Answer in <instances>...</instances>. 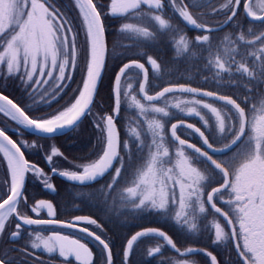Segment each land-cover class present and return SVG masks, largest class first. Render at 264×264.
Returning a JSON list of instances; mask_svg holds the SVG:
<instances>
[{
  "label": "snow or ice",
  "instance_id": "1",
  "mask_svg": "<svg viewBox=\"0 0 264 264\" xmlns=\"http://www.w3.org/2000/svg\"><path fill=\"white\" fill-rule=\"evenodd\" d=\"M193 7H196L195 0H189ZM252 0H248L244 4L245 13L254 20L264 24V9L262 14H258L251 6ZM82 17V26L86 41L88 44V59L86 60V78L82 81V90L79 96L71 106L63 111H59L50 118L37 117L31 118L24 108L15 103L3 92H0V113H5L17 124L22 125L35 132L44 134L46 137L63 134L65 130L76 127L82 117L91 113V105L93 103L94 94L97 88V82L101 75V69L104 66V58L107 52V44L105 40V29L101 12L97 8V4L93 0H76ZM241 0H229L225 7H229L231 14L227 20L231 21L237 15L236 9L240 6ZM141 5H147L150 13L152 10L163 11V0H112L111 14L124 15L141 9ZM186 8V6H185ZM182 18L193 26H197L196 20L185 9L179 10ZM150 18L158 23L160 28H170L169 23L161 15H150ZM197 27L204 28L203 25ZM212 31V29H204ZM122 32H130L144 37H150L153 33L148 28H140L132 24H124ZM251 31V29H249ZM209 36L204 35L197 37L198 43H206ZM239 39L244 41L245 45L259 42L261 47L256 52L247 53L254 58L255 64L249 67L248 63L237 61L234 50L227 52L226 60L221 59L223 53H210L215 55L214 66L217 75L220 73H232L248 78L249 83L254 85L253 88H246L248 92L255 91V85L264 88V32L255 36V40L247 41L241 34ZM181 47L186 51L187 43L184 38L180 40ZM241 60H244L245 54L238 53ZM77 33L73 31V25L59 13L54 7L40 2V0H0V66L7 70V74L12 75L20 73L24 70L27 81L33 82L35 85L41 83L49 85L44 91L41 99L48 96L49 91L53 93V98L63 91V87L67 84L65 80H71V75L65 76L66 70L77 67ZM59 61V63H58ZM149 65L157 72L160 65L152 57H148ZM40 78L47 75V79H36L33 76L37 74ZM259 67V73L257 72ZM49 69L45 73V69ZM138 69L143 74L144 83L139 86V91L144 95L147 102L160 100L166 94L175 91L188 92L198 94L205 97H211L215 100L223 102L232 109L231 114L224 113L227 116V123L220 111L211 104L202 103L201 101H191L186 103H194L206 110L213 116L215 129L220 139L228 140L222 148H216L205 133L200 128L191 124H172L170 136L174 143L180 145L174 154H170L169 149L164 146L163 125L159 120H149L148 128L152 133L153 139L150 148L155 151L149 152L147 163L142 170L136 175L134 186L127 188L125 191L132 198L133 207L140 211H156L166 215H170V208L179 206L180 211L175 212V221L181 227H186L188 231L196 232L199 230L197 223V214H204L210 208L214 214L223 219L228 231H224L221 224L213 222V244L230 240L240 259L241 264H264V99L261 100V107H257L250 103L248 96H239L233 99L231 96H220L213 92H204L196 88L185 87L183 85L177 87H165L155 96L147 95L144 92V85L148 80V69L145 65L138 61H131L123 65L120 72L115 77L114 82V109L111 115H105L99 123L94 126L98 131L102 132V155L91 164L82 167V171H64L59 173L68 180L85 184L97 180L102 177L113 165L118 162L120 167L115 168V175L112 182L107 185L108 189H112L116 184L117 178L121 175L124 168L125 159L119 154L121 146L127 150L126 155L132 152L127 142L121 145L119 140V132L115 127V117L119 115L121 105V77L125 75L126 70ZM58 75L53 76V72ZM23 78V77H22ZM235 84V81H233ZM129 89L132 88L128 84ZM124 95H128L127 92ZM264 96V93H261ZM237 100H240L238 103ZM50 102V101H48ZM131 104L135 106L141 115L148 112L162 114L168 116V112L163 107H145L136 97L131 96ZM248 105L246 108L242 106ZM180 109L179 103L174 105ZM186 111L188 115L199 117L208 129V121L205 120L196 107L181 109ZM233 117L235 118L233 120ZM191 129L199 135L205 147L211 150L202 151L194 144H188L187 141L180 139L176 135L177 127ZM131 133L135 134L136 144L143 146L139 141L140 133L136 128L131 129ZM237 151L233 156L223 158L224 154L233 147ZM242 146V147H241ZM188 147L195 154L197 161L207 165L204 172L194 166V163L185 155L183 148ZM0 153L6 158L7 166L10 172V185L6 193V199L0 202V235L3 234L6 221L11 215H15L20 223L15 225V231L10 233L12 239H19L21 235L22 225H59L61 227L77 228L86 236L92 237L99 242L106 252V264H113V254L108 243L90 232L88 228H80L79 224L85 222L96 225L97 221L90 217L77 216L70 223L50 219H33L24 215H20L16 211V205L27 202L24 195V183L26 174L32 172L34 175L45 176L43 169L38 168L35 164H31L24 157V152L15 140H13L0 127ZM217 153L221 154V159H214ZM59 154V149L53 147L52 154L46 156V160L51 163L53 156ZM173 155L175 159H173ZM171 165V167H166ZM53 174L56 169H52ZM207 173V174H205ZM214 174H218L222 183L218 187H211L210 191L205 193L211 183L214 182ZM44 187L55 192V187L51 183H47L46 179ZM227 193L228 199H224ZM216 201H221L227 206V211L218 207ZM39 209H43L50 217L55 216L54 205L50 201L40 200L37 205L32 208L33 213H37ZM231 213V215H230ZM235 221V223L233 222ZM157 236L166 241L172 248H176V244L167 233L149 228L144 231L136 232L127 241L124 251L125 261L131 253L134 242L145 236ZM36 241L33 248H39L41 245L51 253L59 251L62 257H74L81 264H92V251L86 244L80 240H69L66 236L58 233L42 238L39 233L36 234ZM179 251V249H177ZM197 251L192 248L185 250L186 253ZM161 253V247L152 248L149 256ZM210 258V264H219L215 255L211 252H205ZM12 264L7 257L0 259V264ZM184 264H187L185 261Z\"/></svg>",
  "mask_w": 264,
  "mask_h": 264
},
{
  "label": "flooded vegetation",
  "instance_id": "2",
  "mask_svg": "<svg viewBox=\"0 0 264 264\" xmlns=\"http://www.w3.org/2000/svg\"><path fill=\"white\" fill-rule=\"evenodd\" d=\"M196 1L197 6L195 7V10L199 11L205 3L203 0ZM208 1L209 3H213L215 0ZM246 2L247 0L241 1L237 15L241 14L248 19V15L244 11V4ZM185 6L186 5L181 1L178 4V9H183ZM251 6L258 14H262L261 10L264 9V0H252ZM186 7L190 10L188 6ZM230 13L231 11L229 10L226 17ZM194 18L197 22V26L205 23L200 19L199 15L195 14ZM258 22L261 23L260 21ZM194 30V32L197 33L205 32L200 30L199 27H196ZM217 32L218 31L212 33ZM261 32H264V24H262L260 33ZM143 63L146 65L149 75L146 83V92L148 94H154L158 92L161 87L159 85L156 86L153 83L149 72V65L146 62ZM128 72L129 70H127L125 75L122 77L121 86L122 83L126 82L125 80L128 79L124 78ZM257 72L259 73V67H257ZM225 82H231V80ZM241 82H249V80L246 78L244 80L242 79ZM246 88H249V85L244 87V91L246 92L244 93L245 96H248L250 98V103H255V106L259 110L261 107V100L264 99V96L261 95V93H264V88L257 85V89H255L254 92H248L246 91ZM137 92L138 94H136V96L141 100L142 98L139 91ZM228 95L237 99L230 94ZM200 99L205 100L204 98ZM212 102L214 103L215 101ZM237 102L239 103L240 101L237 100ZM215 103H218L220 105L219 107L230 108L224 103ZM242 106L245 107L247 111L248 105L242 104ZM120 113L115 117V123L119 132V140L121 145H123L124 142H127L129 147L132 148V152L126 155V149L122 146L119 149L120 156L125 159V165L121 170L120 177L117 178V182L113 185L112 189H108L106 186L112 182V178L115 175V168L120 167L118 162H115L112 168L102 177L86 184H78L68 181L59 174L64 171L80 172L82 171L83 166L94 163L99 156L102 155V149L104 147L101 142L103 138L102 132L99 131L100 133L95 135L93 133L94 129L87 127L79 129L78 132L75 133L77 135H75L73 133V130L75 129L74 127L71 131L64 135L65 137L63 139L51 137V141L47 143L40 141V136H35L29 132L24 135V132L18 128L7 129L0 125V127L4 128L7 134L20 145L21 150L24 152L25 159H27L31 164H35L38 168L43 169L45 174V176L40 177L34 175L32 172L26 174L23 192L27 197V202L25 203L22 201L17 204L16 211L20 215L31 217L33 219L54 218L65 223H70L77 216H85L95 219L100 227L85 222H81L79 227L88 228L90 232H95L96 235L100 236L101 239L108 243L113 254V264H151L148 259V251H150V237L152 235L141 237L134 242L133 248L127 257V260L125 261L124 258L127 241L136 232L145 228H158L165 231L172 238L179 249V251H177L170 247L171 251L182 256L181 250L184 247H182L178 241L183 238V235L180 234L181 232L179 230L181 226L177 224L176 221H169L166 214L156 211H140L134 208L132 198L125 191L127 188L134 186L136 175L139 171H141L140 168H143V166L147 163L150 150L155 151V149L150 148L153 139L152 133L145 128H136L137 132L140 133L139 141L143 146L136 144L135 134L131 133V129L133 127H127L124 125L125 122L124 119L121 118ZM129 115H131V113H129ZM1 119L6 120L5 118ZM172 123L173 121L169 126H163L162 133L164 136V146L169 149L170 154H174L176 149L180 147L178 143H174L171 139L170 128ZM194 123L200 127V129L205 133V136L208 137L209 143H212L214 147L222 148L223 145L228 142V140L220 139L218 137L215 129L214 118L210 113H208V129H210V131L206 130L202 122L195 121ZM176 133L179 137L185 138L194 143L201 150L208 151L197 133H193L182 127H177ZM53 147L59 149V154L54 155L52 162L49 163L46 160V156L52 154ZM236 149L237 148L225 153L223 158L231 157L232 153ZM183 151H185V148H183ZM185 152H188V154L192 156L194 166L204 172L207 165L203 162L197 161V158L192 150L186 149ZM209 154L211 155L212 153L209 152ZM213 158L221 159L222 157L221 154H215ZM173 159H175L174 155ZM166 167H171V165H166ZM53 168L56 169L57 174H53ZM216 176L217 175L214 174V180ZM45 179L47 183L53 184L55 192H50L44 187ZM10 180L11 177L6 158L3 156V153H0V202L7 198L6 193L10 185ZM220 183H222L221 178L219 180V184ZM40 200L50 201L54 205V217H50L43 209H39L35 214L33 213L32 208H34ZM216 203L218 207L223 208L225 211L228 210L226 205L221 201H216ZM208 214L213 220V211L210 208ZM218 218L220 217L218 216ZM220 220L223 223H219L227 229L223 219L220 218ZM233 222L235 223V221ZM17 223H20V221L17 220L15 215L8 217L4 232L0 235V259L7 257L8 260L16 263L27 261L32 264H81V262L77 261L74 257H62L58 250L49 253L42 245L39 248L32 247L34 242L39 243V241H36L37 233H39L42 238H47L53 235V233H58L61 236L68 237L69 240L76 239L80 240L81 243L86 244L92 251V264H103V262L106 264V252L99 242L90 236H86L83 232L78 231L77 228L61 227L59 225H22L20 238L14 240L11 238L10 233L16 230L15 225ZM212 224V222L208 221L203 225H198L202 226L203 230L205 229V231H208L210 233L209 235L213 238ZM195 238H197V241L194 242L195 245L193 247L198 248V252L192 256H182L185 259L177 260L176 264H184L183 262L185 261L187 264H210V258L205 255V252H211L215 255L219 264H229V259L233 257L232 254L234 253L237 255L230 240L227 243H224L223 247H221V244L215 246L214 244L208 243V241L202 244L199 242V239L201 238L199 230L196 232ZM163 241L167 244L165 240ZM196 257H198V259Z\"/></svg>",
  "mask_w": 264,
  "mask_h": 264
},
{
  "label": "trees",
  "instance_id": "3",
  "mask_svg": "<svg viewBox=\"0 0 264 264\" xmlns=\"http://www.w3.org/2000/svg\"><path fill=\"white\" fill-rule=\"evenodd\" d=\"M181 1L194 13L199 15V17L203 19L202 21L207 22L208 24H217L218 22H220L221 19H223V17L227 15L228 10L230 9L229 7H225V5L229 3V0H215L213 3H209L207 1V6L205 7V9H200L199 11L195 10V7L192 6V3H190L189 0H163L164 8L162 12L159 10H152L150 13L147 5H141V9L135 12H130L124 15H112L110 11L112 0H93V2L97 4V8L98 10H100L101 17L103 19L108 48L107 63L101 86L99 88L95 102L91 108V113H89L86 118H84L75 127V129L73 130L74 134L78 132L79 129L87 127L93 128V133L95 135H98L100 133L94 125L96 123H99L101 118H103L105 114L113 113V79L118 68L123 63L129 60H141L149 65L148 57H152L153 59H155L160 65L159 70L157 72H154L153 68L149 65L151 80L154 84L157 82L158 78H161L160 80H162L163 78H168L170 82H185L204 88H206L207 82H213L212 78L215 77L213 76V73L214 75L217 74L213 59V54L217 50L212 46V44L214 45V42L210 39L206 44L207 49H209L211 46V48L213 49V54H204L202 53V45L194 40L197 35L195 34V37L192 39L189 47L190 51L195 52V56L193 57V59H190V62L188 61L185 65L183 62V68L180 67V71L176 66L174 67L173 71L172 66L180 64L179 60L183 59L182 54L175 53V56H172L174 53L171 55V52H167L170 51L169 49L171 47H173V37L168 35L163 36L164 30L159 27L157 22L150 18V15H161L162 17H165L167 19L169 18L172 21V28L175 27V29H177L176 31H178L179 29L182 33L194 32L195 30L187 28V26L182 21H180L178 4ZM40 2H46V4H53L58 6L59 13L62 14L70 24L73 25V31L77 33L78 55L77 67L71 69L70 71L66 70L65 72L66 77L68 75H71V80H65L64 83H66L67 86L63 87V91H59V94L56 95L55 98H53V93L49 91L48 96H46L44 99H41L44 91L48 89L49 85L52 83L51 80H49V85H45L43 83H41L40 85H35L31 81H27V77L26 75H24L23 69H21L20 73L12 75L7 74L6 69H3L0 72V91L13 99L17 104L21 106V108H24L25 112H27L33 119L37 117L50 118L51 115H55L59 111L65 110L75 102V99L79 96V91L82 90V81L86 78L85 63L89 58L88 44L86 41L84 28L82 26V17L80 15L79 7L76 4V0H41ZM196 2L197 1L195 0V3ZM139 18L148 20L150 24L149 26L152 27L153 31H155V33L153 34L154 36L150 37V40L149 38H143L144 36H140L138 34L121 31L124 24L135 25V22ZM177 20H179L180 23H177ZM144 24H146L147 26L148 23L145 22ZM261 28L262 23L249 20L245 16L238 14L231 22L230 27L226 33L227 35L225 38V42L229 45V48L226 47V49L224 50L223 59L226 60L227 52L229 50H234L233 55H235L237 61H246L249 67H253V65L255 64L254 58L250 55H247V53L258 51V49L261 47V44L259 42H256L254 44L245 45L244 41H241L239 37L241 34H243L245 40L253 41L255 40V36L260 34ZM249 29H251V31H249ZM238 53L245 54L244 60H241V56ZM178 55H181V57L178 58ZM171 61L175 62L171 64ZM169 66H171V68L167 70L166 68ZM48 70L49 69L46 68L45 73H47ZM187 70H190V72L192 73H184ZM38 72L39 68L37 69V74L33 76V81H35L36 79H47V75H45V77L43 78H40ZM155 73H157L158 75L156 76ZM131 74H133V76L131 77L135 81L132 82V90L137 93L140 74L138 70L131 69L124 78L126 79L128 75ZM220 74L223 75V77L219 78L220 81L218 82L231 80V82L233 83V81H235V84L230 86L233 88H230V90L228 89V93L236 98L239 96H245L244 93L246 92L244 91V87L246 85H249V88H253L254 86L249 82L241 83L242 79L244 80L246 79V77L235 75L232 73ZM56 75H58V73L54 71L53 76L55 77ZM236 82H240V84ZM257 85H255V89H257ZM170 96L186 95L173 94ZM168 110L169 116L162 117L166 121V126H168L169 123L175 120L185 119L191 122H195L198 119L195 115H188L186 111H181L179 109H175L174 107H170L168 108ZM120 112L124 114V111ZM129 116L130 115H128V117ZM1 118H5L6 120H3ZM0 125L7 129L18 128L19 130L24 132V135L27 134L25 128L17 124L16 121H13L5 113H0ZM64 137V135H61L57 136L56 138L63 139ZM39 140L48 143L51 141V138L40 137ZM216 175V180H214L215 182H213V185L219 183V176L218 174ZM213 217L216 220L219 219L217 214L214 213ZM150 238V250L157 246L161 247L160 254H156L153 256L148 255V259L151 264H176L177 260L185 259L182 256L172 252L169 246L165 244V242L160 237L152 235ZM11 262L12 264H32L31 262L27 261L19 263H16L14 261Z\"/></svg>",
  "mask_w": 264,
  "mask_h": 264
},
{
  "label": "rangeland",
  "instance_id": "4",
  "mask_svg": "<svg viewBox=\"0 0 264 264\" xmlns=\"http://www.w3.org/2000/svg\"><path fill=\"white\" fill-rule=\"evenodd\" d=\"M41 1V0H40ZM207 1L208 0H206V1H204L203 0V2L205 3L204 4V6H202V10L203 9H205V7L207 6L206 5V3H207ZM209 2V1H208ZM44 3H46V2H44ZM47 5H50V4H47ZM50 6H52V7H54V9H56V10H59V8H58V6H56V5H53V4H51ZM230 10V9H229ZM228 10V11H229ZM194 14H196V13H194ZM197 15V14H196ZM226 17V16H225ZM225 17H223V19H221V21H223L224 19H225ZM168 23H169V25L171 26L170 28H161V29H163L164 31H163V36H172L173 38V47H171L169 50L170 51H167V52H171V55L172 56H175V53L176 54H182V58L183 59H180V60H182V61H180L178 58L179 57H181V55H178V60H179V65L178 64H176V65H174V66H172V70L174 71V67L176 66V67H178L179 68V71H180V67H182V63L184 62V65L189 61L190 62V59H193V57L195 56V52L194 51H190V49H189V47H190V43H191V41H192V39L195 37V34L197 33H195V32H192V33H189V32H181L179 29H178V31H176L177 29H175V27H173L172 28V21L168 18H165V17H163ZM180 18V17H179ZM201 20H203L202 18H200ZM145 20V21H144ZM138 19L136 22H135V26H138V27H140V28H148L149 29V32H151V33H155V31H153L152 30V27H150L149 25V22H148V20H146V19ZM180 21H181V18H180ZM180 21L179 20H177V23H180ZM220 21V22H221ZM145 22H147L148 24H147V26H146V24H144ZM220 22H218L217 24H219ZM158 24V23H157ZM229 27H230V25L228 26V27H226L225 29H223V30H221V31H219L218 33H197V35H196V37H202V36H204V35H208L209 36V38L214 42V45L212 44V46H213V48H216L217 50L215 51V53H218V52H220V53H224V50L226 49V47H228L229 48V45L228 44H226V33H227V31H228V29H229ZM171 28H172V30H171ZM176 31V32H175ZM194 34V35H193ZM140 36H142V35H140ZM154 35H152V36H150V37H153ZM150 37H143V38H149V40H150ZM181 37H183L184 38V40H185V42L187 43V50L185 51L182 47H181V45H180V40H181ZM196 37H195V39L194 40H196V42H197V39H196ZM164 38H167V37H164ZM209 39V40H210ZM208 42H206V43H199L200 45H202V47H203V52L202 53H207L208 55H211L210 53H213V49L211 48V46H210V48L209 49H207V47H206V44H207ZM230 44V43H229ZM204 45V46H203ZM200 51H202V50H200ZM214 53V54H215ZM206 54V55H207ZM223 57H224V55L222 54L221 55V59H223ZM173 58H175V57H173ZM213 59H214V61H215V55H213ZM175 61H171V64H173ZM171 66H169V67H167L166 69L167 70H169L170 68H171ZM215 67V66H214ZM38 68H39V66H38ZM183 68V67H182ZM3 69H6L5 67H3V66H0V72L3 70ZM192 73V72H190V70H187V71H185L184 73ZM155 75L157 76L158 74L157 73H155ZM131 76H133V74H131V75H128V79L127 80H125L126 82H123L122 83V86H121V105H120V111H124V114H122V113H120V115H121V118H123L124 119V122H125V126H127V127H133V128H140V129H147V130H149V128H148V121L149 120H152V119H155V120H159L160 121V123L163 125V126H166V121H165V119L164 118H162V117H168L169 116V110H168V108H170V107H174L175 109H178V108H176L174 105H176L177 103H179L180 104V106H181V108L179 109V110H181V109H186V108H191V107H196L197 108V111H199L200 112V114H201V116L205 119V120H207L208 121V110H206V109H204V108H202V107H200V106H198V105H196V104H194V103H186V102H191V101H201L202 103H207V104H211L212 106H214L216 109H218L219 111H220V113H221V115L222 116H224V113H228V114H231V111H230V109H228V108H222V107H219L220 105L218 104V103H213L212 101V103L211 102H208L207 100H202V99H199V98H196V97H191V96H167V97H164L163 99H161V100H159V102H157V103H152V104H146V103H144L143 101H141L137 96H136V92L135 91H133L132 90V88L131 89H129L128 87H127V85L128 84H131L132 85V82H134V80L132 79V77ZM213 76H215V77H213L212 78V80H214L213 82H207V85H206V88H208L209 90H212V91H216V92H218V93H223L224 95H228L229 93H228V91L230 90V88H233V87H230V86H232V85H234L232 82H218V81H220V79L219 78H222L223 77V75H221V74H219V75H214V73H213ZM161 78H158L157 79V82L155 83V85L157 86V85H159L160 87H163V86H166V85H168V84H171V83H177V82H170V80L168 79V78H166V79H162V80H160ZM130 81V82H129ZM236 83H238V84H240V82H236ZM242 83V82H241ZM159 87V88H160ZM138 88H139V86L137 87V91H138ZM153 89V88H152ZM229 89V90H228ZM125 92H127L128 93V95L126 96V95H124V93ZM135 96L136 97V99L137 100H139L141 103H143V104H145V107L147 108V107H150V106H155V107H163V108H165L166 109V111L168 112V116H163L162 114H157V113H152V112H148V113H146L145 115H141L140 113H139V110L135 107V106H133L132 104H131V96ZM214 104V105H213ZM251 104H253V105H255V103H251ZM218 105V106H217ZM260 109V108H259ZM129 113H131V115L128 117V115H129ZM151 114H152V116H151ZM105 116V115H104ZM145 116H147V117H145ZM150 116H151V118H150ZM197 117V116H196ZM198 119H197V121H200V122H202V124H203V121L199 118V117H197ZM224 119H225V121H226V123H227V116H224ZM233 120H234V118H233ZM169 125V124H168ZM208 128H209V123H208V126H207ZM150 131V130H149ZM141 137V136H140ZM216 140H219V139H216ZM242 147V146H241ZM237 151V149L232 153V155L231 156H233L234 155V153ZM184 153H185V155L186 156H188L189 158H190V160H192V156L191 155H189V154H187L185 151H184ZM225 158H227V157H225ZM141 170H142V168H140ZM216 180V179H215ZM215 182V181H214ZM212 185H210L208 188H206V190H205V193L208 191V190H210L211 189V187L213 186V183H211ZM229 197H228V195H227V193H225L224 194V199L226 200V199H228ZM227 207V206H226ZM178 211H180V209H179V206L178 205H176L175 207H173V208H170V215H166L167 216V218L169 219V221L170 220H172V221H174L175 222V212H178ZM209 209H208V211L206 212V213H204V214H197V223L200 225V224H204V223H206V222H208V221H210V222H221V223H223L222 221H220V219H218V220H216L215 218H213V220H212V218H211V216H209ZM221 226H222V228L224 229V231H228L226 228H225V226H223L222 224H221ZM199 233H200V235H201V238L199 239V242L200 243H202V244H204V243H206L207 241H208V243H210V244H213L212 243V240L214 239V237L212 238L209 234V232L208 231H205V229L203 230V228H202V226H199ZM179 230H180V234L181 235H183V238H181V240H178L179 242H180V244H181V246L182 247H184V248H190V247H193L194 245H195V243L194 242H196L197 241V238H195V234H196V232H191V231H188L187 229H186V227H180L179 228ZM212 234H213V232H212ZM205 237H204V236ZM214 236V235H213ZM203 237V238H202ZM229 240H226V241H222V242H220V243H218V244H221L222 246L221 247H223V244L224 243H227ZM218 244H214L215 246H218ZM231 244H232V242H231ZM234 248V247H233ZM232 256L233 257H231V259H229L230 260V262H228L229 264H241V262H240V259H239V257L237 256V255H235L234 253L232 254ZM194 258V257H193ZM197 259H198V257H196ZM200 258V257H199ZM200 260V259H199ZM181 262V261H180ZM184 263V262H183ZM103 264H105V262H103Z\"/></svg>",
  "mask_w": 264,
  "mask_h": 264
},
{
  "label": "water",
  "instance_id": "5",
  "mask_svg": "<svg viewBox=\"0 0 264 264\" xmlns=\"http://www.w3.org/2000/svg\"><path fill=\"white\" fill-rule=\"evenodd\" d=\"M248 2V1H247ZM186 11H188L187 9H185ZM238 10V8L236 9V11ZM189 12V11H188ZM190 13V12H189ZM193 17V16H192ZM234 18V17H233ZM194 19V18H193ZM183 21L185 22V24L187 25V26H189V27H191V28H196L197 26H193V25H191L190 23H188L187 21H185L184 19H183ZM232 21V20H231ZM231 21H228L227 19L223 22V23H221V24H219V25H215V26H211V25H206V24H200V25H203L204 26V28H201V27H199V29L200 30H202V31H206V30H204V29H212V31H219V30H222V29H224L226 26H228L229 25V23L231 22ZM256 21H258V20H256ZM197 24V23H196ZM199 26V25H198ZM212 31H210V32H212ZM105 40H106V36H105ZM107 44V43H106ZM106 58H107V52H106V55H105V58H104V66H103V68L101 69V75H100V77H99V80H98V82H97V88H96V91H95V94H94V98H93V103H94V101H95V98H96V95H97V92H98V89H99V87H100V84H101V81H102V78H103V74H104V71H105V66H106ZM135 61H137V60H135ZM129 62H131V61H129ZM129 62H127V63H129ZM139 63H142V62H140V61H138ZM126 64V63H125ZM143 64V63H142ZM123 67V66H122ZM121 67V68H122ZM120 68V69H121ZM145 68H146V66H145ZM120 69H119V71H118V73H117V75L119 74V72H120ZM127 71V70H126ZM142 74V73H141ZM122 78V77H121ZM114 82H115V80H114ZM141 83H144V79H143V74H142V81H141ZM181 85H183V86H185V87H192V88H196V89H199V90H201V91H204V92H209V90H207V89H202V88H198V87H195V86H192V85H190V84H173V85H168V86H165V87H179V86H181ZM145 87H146V84L144 85V92L146 93V91H145ZM164 87V88H165ZM164 88H162L160 91H158L157 93H159V92H161ZM175 92H179V93H185V94H190V95H194V96H198V97H202V98H208V99H212V100H215V99H213V98H211V97H205V96H201V95H198V94H192V93H188V92H181V91H175ZM210 92H212V91H210ZM113 93H114V83H113ZM157 93H155V94H147V95H151V96H155ZM173 93V92H172ZM213 93H215V92H213ZM217 95H220V96H225V95H221V94H218V93H216ZM5 95V94H4ZM140 95H141V97L146 101V99H145V97H144V95L140 92ZM11 99V98H10ZM156 101H158V100H156ZM215 101H218V100H215ZM152 102H155V101H152ZM219 102H221V101H219ZM93 103H92V105H93ZM92 105H91V107H92ZM85 117V116H84ZM84 117H82V119L84 118ZM81 119V120H82ZM80 120V121H81ZM181 123H183V124H191V125H195V124H192V123H190V122H188V121H185V120H179V121H176V122H174L173 124H177V125H179V124H181ZM196 127H198L197 125H195ZM115 127H116V129H117V125H116V123H115ZM179 127V126H178ZM26 128V127H25ZM199 128V127H198ZM27 130H29V132L30 133H32V134H34V135H37V136H42V137H46L44 134H41V133H38V132H35V131H33V130H31V129H28V128H26ZM71 130V129H70ZM70 130H65V132L63 133V134H65V133H67V132H69ZM118 130V129H117ZM170 131H171V128H170ZM58 135H61V134H58ZM177 135V134H176ZM55 136H57V135H55ZM178 136V135H177ZM179 137V136H178ZM180 138V137H179ZM180 139H182V138H180ZM182 140H185V139H182ZM185 141H187V140H185ZM188 142V144H193V143H191V142H189V141H187ZM235 148V146L233 147V149ZM209 150V149H208ZM229 151H231V150H229ZM228 151V152H229ZM209 152H211V150H209ZM217 154H220V153H217ZM115 163V162H114ZM114 163H113V165H114ZM112 165V166H113ZM112 168V167H111ZM110 168V169H111ZM109 169V170H110ZM108 170V171H109ZM107 171V172H108ZM63 178H65L66 180H68L66 177H64V176H62ZM100 178V177H99ZM25 179H26V177H25ZM68 181H70V180H68ZM71 182H73V181H71ZM91 182H93V181H91ZM74 183H78V182H74ZM88 183H90V182H88ZM78 184H80V183H78ZM86 184V183H85ZM216 187H218V186H216ZM146 229H149V228H145V229H142V230H140V231H144V230H146ZM153 229H158V228H153ZM159 230H161V229H159ZM161 231H163V230H161ZM139 232V231H138ZM164 232V231H163ZM166 233V232H165ZM168 235V234H167ZM169 236V235H168ZM170 237V236H169ZM171 247V246H170ZM172 248V247H171ZM173 250H177V246H176V248L174 249V248H172ZM192 249H195V250H197V251H194V252H192V253H186L185 252V250H183V251H181V255H183V256H188V255H192V254H194V253H197L198 252V248H192Z\"/></svg>",
  "mask_w": 264,
  "mask_h": 264
}]
</instances>
